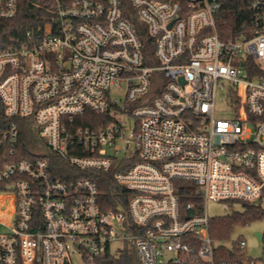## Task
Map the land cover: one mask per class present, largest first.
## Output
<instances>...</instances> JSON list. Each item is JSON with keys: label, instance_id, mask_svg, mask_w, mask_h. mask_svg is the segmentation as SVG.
<instances>
[{"label": "built area", "instance_id": "built-area-1", "mask_svg": "<svg viewBox=\"0 0 264 264\" xmlns=\"http://www.w3.org/2000/svg\"><path fill=\"white\" fill-rule=\"evenodd\" d=\"M33 3L10 40L23 0H0V264H241L217 259L207 202L264 196V0Z\"/></svg>", "mask_w": 264, "mask_h": 264}, {"label": "trees", "instance_id": "trees-1", "mask_svg": "<svg viewBox=\"0 0 264 264\" xmlns=\"http://www.w3.org/2000/svg\"><path fill=\"white\" fill-rule=\"evenodd\" d=\"M34 0H23L21 10L18 15L9 20L2 22V32L6 38L13 40L22 35L25 29L38 22V15L44 13L43 7L33 3ZM228 15H235L242 11L241 2L237 1L227 5ZM6 114L3 112V106L0 100V128L7 123ZM106 115L97 114L94 112H86L84 115L78 116L76 125L100 126L108 122ZM21 130V153H25L29 148L35 147V136L32 134V128L28 122L23 119L17 120ZM27 144L29 145L27 147ZM184 202L189 201L190 197L187 192H183ZM242 203V202H241ZM244 210H234L231 214L224 217L214 218L211 221V235L215 240L225 241L230 237L231 231L236 225L249 223L250 220L264 218V207L257 202H243ZM217 259H231L240 262L241 264H251L255 259H248L243 253V249L236 246L230 248L223 243L218 244L216 249ZM135 251H123L122 255H109L105 260V264H137Z\"/></svg>", "mask_w": 264, "mask_h": 264}, {"label": "rangeland", "instance_id": "rangeland-1", "mask_svg": "<svg viewBox=\"0 0 264 264\" xmlns=\"http://www.w3.org/2000/svg\"><path fill=\"white\" fill-rule=\"evenodd\" d=\"M227 91H219L217 94L216 116L219 118H231L235 116V109L231 108L226 100ZM131 127L134 126V119H130ZM259 204L264 207V196L259 200ZM207 210L211 218H220L231 214L234 210H244L242 203L234 205V209L225 207L222 201L207 202ZM257 232L262 233V239L256 235ZM246 240V246L243 248V253L248 259H255L264 264V218L250 220L249 223L239 224L234 227L230 233V237L225 241H217V244L223 243L224 245L234 248L238 245L239 240ZM118 243L113 244V251L116 247H120ZM136 263L138 260L136 258Z\"/></svg>", "mask_w": 264, "mask_h": 264}, {"label": "water", "instance_id": "water-1", "mask_svg": "<svg viewBox=\"0 0 264 264\" xmlns=\"http://www.w3.org/2000/svg\"><path fill=\"white\" fill-rule=\"evenodd\" d=\"M256 235L258 236L259 239H262V233L257 232Z\"/></svg>", "mask_w": 264, "mask_h": 264}]
</instances>
